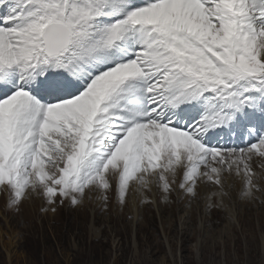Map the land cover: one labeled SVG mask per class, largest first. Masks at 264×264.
I'll list each match as a JSON object with an SVG mask.
<instances>
[{
	"label": "snow or ice",
	"instance_id": "1",
	"mask_svg": "<svg viewBox=\"0 0 264 264\" xmlns=\"http://www.w3.org/2000/svg\"><path fill=\"white\" fill-rule=\"evenodd\" d=\"M264 173V0H0V186L56 209ZM182 179L177 185V175ZM208 208L213 207L211 202ZM264 264V259L261 260Z\"/></svg>",
	"mask_w": 264,
	"mask_h": 264
},
{
	"label": "rangeland",
	"instance_id": "2",
	"mask_svg": "<svg viewBox=\"0 0 264 264\" xmlns=\"http://www.w3.org/2000/svg\"><path fill=\"white\" fill-rule=\"evenodd\" d=\"M252 167L261 191L250 203L240 199L241 177L222 175L229 193L224 198L227 208L215 206L220 197L214 193L219 189L211 182L198 183L195 199L174 185L165 202L153 185L146 193L151 202L142 203L130 187L123 205L115 196L109 205L92 192L76 206L57 199L54 212L53 205L31 190L10 208L9 194L0 186V264H261L264 173L255 163ZM181 179L178 174L177 185ZM209 202L213 207H207ZM34 203L35 211L22 213ZM160 205L172 217L161 213Z\"/></svg>",
	"mask_w": 264,
	"mask_h": 264
},
{
	"label": "bare ground",
	"instance_id": "3",
	"mask_svg": "<svg viewBox=\"0 0 264 264\" xmlns=\"http://www.w3.org/2000/svg\"><path fill=\"white\" fill-rule=\"evenodd\" d=\"M5 191L8 193V190L5 188ZM108 198H109V200L108 201H110L109 202V205H112L113 203H115V200H114V196H115V192L114 191H110L109 193H108ZM36 205L37 204H35L34 203V205H32V208H26V209H23V211H22V213L23 214H25L26 216L27 215H29L32 211H35V209H36ZM21 206H23V203L19 206L20 207V209H21ZM160 210H161V213H169L171 216L170 217H172V215H173V213L171 212V211H168L167 212V208H165V206L164 205H160ZM98 210V209H97ZM125 210V209H124ZM95 214V213H94ZM122 215H124V214H122ZM125 216V215H124ZM120 217V216H119ZM98 218V217H97ZM97 218H96V216L94 215V220H95V222H98V220H97ZM122 218V217H121ZM110 220H112V219H110ZM122 222V221H121ZM174 222V221H173ZM167 230H169V232L171 233V232H174V230H173V228H169V229H167ZM236 242H234V244H235ZM237 244V243H236ZM235 244V245H236Z\"/></svg>",
	"mask_w": 264,
	"mask_h": 264
}]
</instances>
